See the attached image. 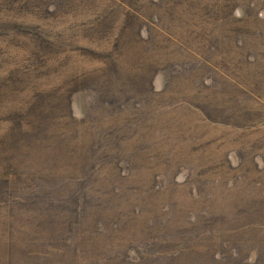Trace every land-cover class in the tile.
Returning <instances> with one entry per match:
<instances>
[{"label":"rangeland","instance_id":"1","mask_svg":"<svg viewBox=\"0 0 264 264\" xmlns=\"http://www.w3.org/2000/svg\"><path fill=\"white\" fill-rule=\"evenodd\" d=\"M253 212L264 0H0V264H264Z\"/></svg>","mask_w":264,"mask_h":264},{"label":"trees","instance_id":"2","mask_svg":"<svg viewBox=\"0 0 264 264\" xmlns=\"http://www.w3.org/2000/svg\"><path fill=\"white\" fill-rule=\"evenodd\" d=\"M64 189H65V186H63V190ZM87 199H88V194H87V192L85 190V192H84V194H83V196L81 198L74 196V198H72L70 200L66 199L65 203L60 202V204L57 207H55V208H59V209L65 208L67 211H69L71 214L74 215L73 223L70 224V226H69L70 220H68L69 223L65 226L68 231H71V233L75 232L76 230L77 231L80 230V232L82 234L87 232V230L85 231L82 228L83 220L86 217L90 216V215L85 214V208H86V206L88 204L86 202ZM73 208H74V211H73ZM253 214H252L253 216L250 217V218H252L253 220H257L259 225H263L264 224V216L261 215L260 213H256V212H253ZM235 218L236 219L234 221L227 222L225 226H234V225L250 226L246 222V220H244V219L238 220L239 217H237V216ZM239 238L240 237H237V239H239ZM242 238H243V241H246V238H244V237H242ZM251 238H253V241H255L257 239L256 237H251ZM69 241L72 242V239L71 240L69 239ZM65 242H67V241H65ZM240 244H242V243H240ZM256 250L258 251V249H256ZM72 251H75V250H72ZM207 253H208L207 254L208 256H213L214 260L213 261H206L203 264H230V263L231 264H253V263H249V261H248L249 258L248 257L241 258L240 257V250H238V249L235 250L230 256H226L225 253H219L218 251H216V252L215 251H208ZM215 260H217V261H215ZM128 261H131V260H128ZM139 261H145V259L143 258V259H141ZM255 264H258V263H255Z\"/></svg>","mask_w":264,"mask_h":264}]
</instances>
